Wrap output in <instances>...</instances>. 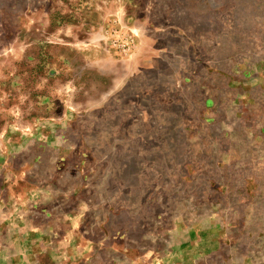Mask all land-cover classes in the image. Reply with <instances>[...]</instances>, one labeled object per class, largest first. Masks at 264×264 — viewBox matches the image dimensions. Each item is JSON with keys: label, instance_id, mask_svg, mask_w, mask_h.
Listing matches in <instances>:
<instances>
[{"label": "rangeland", "instance_id": "obj_1", "mask_svg": "<svg viewBox=\"0 0 264 264\" xmlns=\"http://www.w3.org/2000/svg\"><path fill=\"white\" fill-rule=\"evenodd\" d=\"M0 264H264V0H0Z\"/></svg>", "mask_w": 264, "mask_h": 264}]
</instances>
